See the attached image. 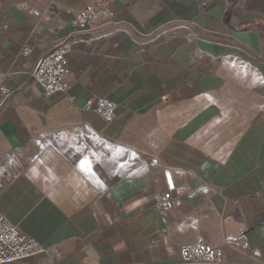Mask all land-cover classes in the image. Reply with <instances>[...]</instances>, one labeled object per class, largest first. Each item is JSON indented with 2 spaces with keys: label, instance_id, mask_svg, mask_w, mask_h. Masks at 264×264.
I'll return each instance as SVG.
<instances>
[{
  "label": "crops",
  "instance_id": "crops-1",
  "mask_svg": "<svg viewBox=\"0 0 264 264\" xmlns=\"http://www.w3.org/2000/svg\"><path fill=\"white\" fill-rule=\"evenodd\" d=\"M92 1L0 0L4 86ZM95 21L107 32L75 42L65 93L34 84L0 113V212L52 249L3 264H180L198 242L264 264V0H109Z\"/></svg>",
  "mask_w": 264,
  "mask_h": 264
},
{
  "label": "built area",
  "instance_id": "built-area-1",
  "mask_svg": "<svg viewBox=\"0 0 264 264\" xmlns=\"http://www.w3.org/2000/svg\"><path fill=\"white\" fill-rule=\"evenodd\" d=\"M108 1L94 0L74 11L69 21L71 32L56 39L50 46L40 51L26 72L25 79L14 87L7 89L4 86L7 74L0 72V113L10 107L25 88L34 84L39 85L47 97L58 92L65 93L68 90L71 76L67 55L75 42L95 35L102 36L107 32L105 26L96 23L95 16L98 9L104 8ZM184 25L182 21L172 20L168 24L156 27L149 35L153 38L155 35L165 34L169 29H178ZM30 52L31 48L28 45H24L21 49L23 55H28ZM69 99L73 100L74 97ZM82 107L87 111H95L106 123L113 119L115 104L107 98L92 97L85 100ZM173 200L170 193L166 192L159 200L158 207L169 210L174 205ZM245 239V233L227 235L223 238V243L232 248H239ZM179 250L180 264H227L221 249L208 243L183 245ZM51 251V247H44L35 238L20 232L0 212V264L12 263L40 252L49 255L52 254ZM253 255L260 256L258 250H255Z\"/></svg>",
  "mask_w": 264,
  "mask_h": 264
}]
</instances>
